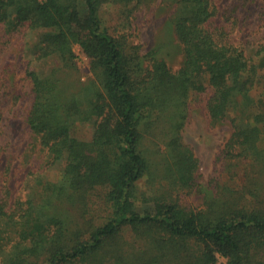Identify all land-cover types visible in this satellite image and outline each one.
<instances>
[{"label":"trees","instance_id":"obj_1","mask_svg":"<svg viewBox=\"0 0 264 264\" xmlns=\"http://www.w3.org/2000/svg\"><path fill=\"white\" fill-rule=\"evenodd\" d=\"M223 2L0 0V54L34 33L35 62L52 66L24 72L32 103L22 126L35 150L18 192L8 184L13 157L0 169V264H264V0ZM104 4L117 9L111 30ZM156 5L169 9L182 48L177 70L129 44L136 14ZM250 25L257 30L242 35ZM74 46L89 61L85 82ZM202 95L209 123L232 126L225 157L247 162V201L231 205L239 191L217 187L229 200L212 214L178 204L198 186L182 130ZM81 124L89 139L76 135ZM5 151L0 143V165Z\"/></svg>","mask_w":264,"mask_h":264},{"label":"rangeland","instance_id":"obj_2","mask_svg":"<svg viewBox=\"0 0 264 264\" xmlns=\"http://www.w3.org/2000/svg\"><path fill=\"white\" fill-rule=\"evenodd\" d=\"M231 1L224 0L223 3L228 5ZM79 10L82 16L86 15V7L82 1L79 2ZM169 13V9L159 5L154 6L148 12L137 13L135 27L132 29L137 36L131 38L129 44L133 47L138 45L143 57L153 52L155 57L166 59L168 65L173 70H177L184 64V55L173 35L168 20ZM99 17L104 25L111 30L118 21L116 7L104 4L99 12ZM253 29L254 31L257 30L254 25H250L242 35L245 31ZM259 34L264 35V27ZM260 35L253 36V38L257 39ZM29 37L26 43L19 41L18 38L14 39L0 54V143L2 146H6V151L1 157L0 169H3L12 156L8 184L10 188L15 187V193L21 189L22 184L20 185V183L32 165L31 162L26 163V151L28 153L31 151L30 155H32L33 150H35L32 148L34 145L32 135L26 127L23 128L22 126L23 119L21 116L29 111L32 103L28 94L29 85L24 80V72L29 66L32 71L44 75L45 73L48 74L52 67L47 63L42 65L35 62L32 49L33 45L37 43V34H30ZM73 50L77 56L76 62L81 81L85 82L91 78L89 61L79 46H74ZM3 83L6 85V89H3ZM253 93L256 98L259 96L257 91L254 90ZM15 96L20 99L16 103L14 102ZM205 97V95L195 97V101L190 106L189 118L182 130L184 144L191 148L198 160V186L190 193L183 192L180 194L178 204L182 209L189 212L212 214L213 212L209 213L211 210L216 211L219 206L228 204L227 201L229 200L219 193L217 187H229L239 191L237 193L239 200L237 198L230 199L231 205H243L247 201V197L240 196L247 162L243 159L225 157L224 148L233 129L228 121L218 122L215 125L209 123L203 102ZM91 133L90 125L81 124L77 126L76 135L79 138L89 139ZM145 142L147 143V141ZM47 174L51 181H56L59 178V168H54ZM252 175L253 172H250L248 177H252ZM1 177L0 174V179ZM146 184V180L138 184V191L147 190ZM36 185V181L33 180L32 186L36 187ZM216 264H227V259L219 257Z\"/></svg>","mask_w":264,"mask_h":264}]
</instances>
